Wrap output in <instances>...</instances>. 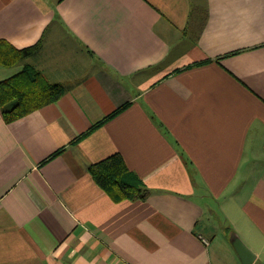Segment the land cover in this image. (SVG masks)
<instances>
[{"label": "crops", "instance_id": "crops-1", "mask_svg": "<svg viewBox=\"0 0 264 264\" xmlns=\"http://www.w3.org/2000/svg\"><path fill=\"white\" fill-rule=\"evenodd\" d=\"M63 93L0 111V264H264V0H0ZM120 155L143 200L88 168Z\"/></svg>", "mask_w": 264, "mask_h": 264}, {"label": "trees", "instance_id": "trees-1", "mask_svg": "<svg viewBox=\"0 0 264 264\" xmlns=\"http://www.w3.org/2000/svg\"><path fill=\"white\" fill-rule=\"evenodd\" d=\"M40 48V43L17 49L0 40V66L14 67ZM63 89L50 83L33 66L25 65L15 76L0 82V111L5 123H13L43 106L59 100ZM94 182L114 201L143 200L148 195L142 181L126 166L120 155L89 166Z\"/></svg>", "mask_w": 264, "mask_h": 264}, {"label": "water", "instance_id": "water-1", "mask_svg": "<svg viewBox=\"0 0 264 264\" xmlns=\"http://www.w3.org/2000/svg\"><path fill=\"white\" fill-rule=\"evenodd\" d=\"M234 246L239 253L244 264H251L252 260L249 258L250 251L245 247V245L240 241L235 239Z\"/></svg>", "mask_w": 264, "mask_h": 264}]
</instances>
